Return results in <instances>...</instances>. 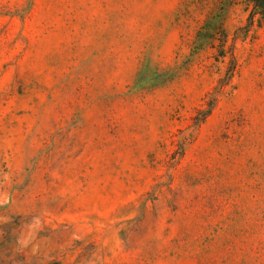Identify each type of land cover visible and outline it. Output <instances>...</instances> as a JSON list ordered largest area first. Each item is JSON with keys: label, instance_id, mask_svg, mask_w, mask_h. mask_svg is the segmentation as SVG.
I'll return each mask as SVG.
<instances>
[{"label": "rangeland", "instance_id": "rangeland-1", "mask_svg": "<svg viewBox=\"0 0 264 264\" xmlns=\"http://www.w3.org/2000/svg\"><path fill=\"white\" fill-rule=\"evenodd\" d=\"M197 1L0 0V264H264V21Z\"/></svg>", "mask_w": 264, "mask_h": 264}, {"label": "trees", "instance_id": "trees-1", "mask_svg": "<svg viewBox=\"0 0 264 264\" xmlns=\"http://www.w3.org/2000/svg\"><path fill=\"white\" fill-rule=\"evenodd\" d=\"M197 2L205 7L211 6V9L196 34L192 47L193 53L197 54L200 51L211 49L215 51L217 61L224 62L230 57L234 70L236 59L233 47L227 45L228 34L225 26L228 12L233 6L244 4L246 10L250 12L247 26L249 30L256 23L260 26L264 21V0H198ZM228 82L229 78L222 80L219 87H225Z\"/></svg>", "mask_w": 264, "mask_h": 264}]
</instances>
